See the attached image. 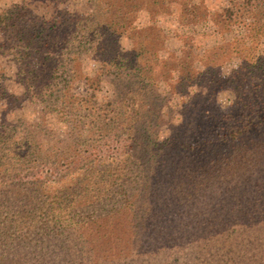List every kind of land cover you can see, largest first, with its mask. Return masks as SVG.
<instances>
[{
    "label": "rangeland",
    "instance_id": "1",
    "mask_svg": "<svg viewBox=\"0 0 264 264\" xmlns=\"http://www.w3.org/2000/svg\"><path fill=\"white\" fill-rule=\"evenodd\" d=\"M227 6V0H0V129L17 145L40 148L24 172L39 174L48 191L76 178L88 206L81 220H94L106 206L96 176L107 175L108 206L134 196L126 204L140 229L125 237L136 241L160 162L159 182L170 186L160 199L179 212L170 226L178 231L189 219L184 239L192 242L169 251L165 264L176 257L264 264V190L253 184L264 175L253 159H240V141L217 142L199 163L186 157L191 151L183 144L181 152L169 147L173 135L180 142L183 131L202 128L196 114L226 113L251 96L247 86L256 88L260 73L244 75L264 53V36L252 37L250 16L225 18ZM219 126L215 134L227 136L230 130ZM139 130L146 131L142 152L128 147ZM157 212L147 225L160 223ZM245 213L253 221H244ZM137 254L131 264H152L154 254Z\"/></svg>",
    "mask_w": 264,
    "mask_h": 264
},
{
    "label": "trees",
    "instance_id": "2",
    "mask_svg": "<svg viewBox=\"0 0 264 264\" xmlns=\"http://www.w3.org/2000/svg\"><path fill=\"white\" fill-rule=\"evenodd\" d=\"M227 1L228 6L223 8V11L228 13L225 18H229L230 15L236 18L250 16L252 21L249 27L252 30V37L256 39L257 36H264V0ZM249 32L247 38H250ZM243 41L239 43L244 47L249 46ZM258 42V38L251 39V45L254 43L257 45ZM254 58L256 60L252 64L251 72L244 75L255 76L260 73L256 78L257 89L252 90L247 86V92L251 96L238 99L239 101L226 113L218 111L211 115L196 114L194 117L200 119L202 128L200 130L193 128L188 134L186 130L183 131L185 134L180 142L178 140L180 134L175 135V138L173 135L169 143L170 148L177 146V150L181 152L182 146L179 144H183L184 148L191 151L189 156L185 154L186 157L192 162L199 163L213 153L217 142H225L228 138L234 139L236 142L240 141L237 146V149L239 147L241 150L240 159L246 157L247 160L253 159L264 175V53ZM252 108L253 114L243 113L245 109ZM217 125H220V130L225 128L230 130L227 136L215 134ZM137 132L140 135L138 140H135L134 144L130 143L128 147L142 152L145 148L141 142H145L143 139L145 135L142 133L146 131ZM197 141L200 142L194 144ZM39 154L40 148L37 145L34 150L29 144L17 145L9 130L0 129V264H131L130 256L138 255L137 252L154 254L152 264H165V257L169 251H178L184 245L192 243L184 239L185 233L190 229L189 219L178 226L180 229L178 231L172 230L170 226V223L176 224L171 219L179 212L174 213L172 201L167 197L160 199V192H165L167 196L170 188L169 180H165L163 184L159 182L163 172L160 162L156 164V170L150 175L152 178L149 182L151 185L149 194H155V199L149 198L152 201L144 207L143 228L141 227L140 239L135 241L131 236L125 237L127 233L136 234L140 229L133 219L135 213L132 214L126 204L127 201L129 205L133 203L130 200L133 195L129 199L125 196L123 203L119 205L115 202L108 206L110 202L109 199L106 200V194L109 192L108 181L110 184L113 180L108 179L105 174L96 176L99 183L98 191L105 196L102 202L106 206L98 210V217L94 216V220H81L82 215L79 211L86 209L87 205L86 199L83 200L77 193L76 178L68 185H60L48 191L46 188L51 187L42 186L44 184L41 183L39 174L30 177L24 172L30 163L36 161ZM140 155L143 156L142 153ZM86 177L91 178L89 175ZM193 180L194 178L190 177L192 183ZM188 181L184 183V193L187 191ZM253 184L264 190V179H256ZM188 196L192 197L190 193ZM156 211L158 212L154 217L160 223L147 225L150 215ZM91 214L92 212L86 210L83 219H89ZM240 215L244 217V221H253V216L249 213ZM128 223L130 226H127ZM225 228L226 223L221 229ZM157 255H160V258H157ZM190 262L176 257L172 264Z\"/></svg>",
    "mask_w": 264,
    "mask_h": 264
}]
</instances>
